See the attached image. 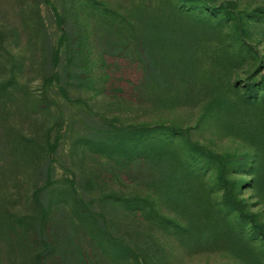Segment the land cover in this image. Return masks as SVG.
<instances>
[{"label":"rangeland","instance_id":"1","mask_svg":"<svg viewBox=\"0 0 264 264\" xmlns=\"http://www.w3.org/2000/svg\"><path fill=\"white\" fill-rule=\"evenodd\" d=\"M36 190L65 264L79 219L103 264H264V0H0V207Z\"/></svg>","mask_w":264,"mask_h":264},{"label":"trees","instance_id":"2","mask_svg":"<svg viewBox=\"0 0 264 264\" xmlns=\"http://www.w3.org/2000/svg\"><path fill=\"white\" fill-rule=\"evenodd\" d=\"M25 34L30 40L37 36L33 29H26ZM67 37V32L63 31V39ZM94 75L100 84L103 83L106 87L114 85L110 74ZM46 91L47 89L43 90L40 95L28 91L23 93L20 102H23L24 109L34 114V109H38L39 112L44 100H50L52 96ZM142 100L146 103L151 102L149 96ZM27 204L31 206L30 210ZM27 204L24 207L13 205L0 207V262L4 259L7 264H65L66 257L59 252L62 241L56 233L53 221V216L58 210L57 206H53L50 202L41 204L39 190L27 198ZM83 223L84 221L79 219L74 228L75 237L79 242V262L103 264L105 241L102 232L98 230V224L94 221ZM85 228L87 232L82 231Z\"/></svg>","mask_w":264,"mask_h":264}]
</instances>
